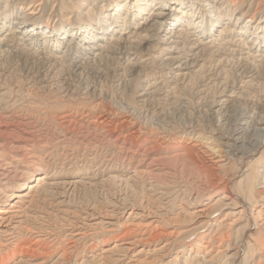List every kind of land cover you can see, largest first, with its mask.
Returning a JSON list of instances; mask_svg holds the SVG:
<instances>
[{"label":"rangeland","instance_id":"1","mask_svg":"<svg viewBox=\"0 0 264 264\" xmlns=\"http://www.w3.org/2000/svg\"><path fill=\"white\" fill-rule=\"evenodd\" d=\"M34 1L45 25L64 27L85 21L83 11H96L107 3ZM247 6V16L257 20L264 16V0H247ZM13 65L5 81L13 90L20 89L18 101L12 105V97L0 103L4 107L0 110L2 264L21 258L8 259L2 250L11 231L26 246L51 247L50 255H27L23 264H97L100 257L95 255L124 235L147 237L133 253L145 248L140 258L154 264H193L195 259L203 264L201 257H193L209 250L213 260L206 264H264L258 262L264 258V161L253 166L260 170L256 190L262 193L254 197L251 193L249 198L243 179L249 162L259 154L222 166L226 153L220 152L227 147L209 117L215 88L208 89L209 98L200 104L193 101L194 89L186 87L177 90L174 100L158 106L152 100L138 101L139 90L155 76L153 72L136 74L125 86L112 71L101 73L98 62L84 61L83 69H77L66 61L49 80L37 83L22 61ZM255 88L248 90L253 100L242 101L254 117L264 113V85ZM182 93L190 99L186 112L180 110ZM165 117L169 123L161 122ZM193 118L199 120L198 127L189 122ZM208 145H215V152ZM37 175L47 176L50 190L30 189ZM19 194L20 200L14 197ZM80 230L89 235L73 241ZM92 242L93 251L87 248ZM63 248L70 257L65 263L58 259ZM228 249L232 258L225 254ZM113 253L103 255L116 256Z\"/></svg>","mask_w":264,"mask_h":264},{"label":"bare ground","instance_id":"2","mask_svg":"<svg viewBox=\"0 0 264 264\" xmlns=\"http://www.w3.org/2000/svg\"><path fill=\"white\" fill-rule=\"evenodd\" d=\"M105 1L107 3L98 8L99 10L88 8L83 11L85 21L70 23L64 27L49 22L45 25L43 19L37 16L34 0H0V103L12 97V105H16L18 101L15 97L20 89L13 90L5 81L14 70L13 64L16 61H22L24 70L30 73L31 79L34 78L37 83L49 80L52 72L66 61L71 62L77 69L82 68L81 63L84 64V61L85 64L98 62L101 65V73L108 74L112 71L117 80L125 86L132 82V77L136 74L147 71L159 73L158 76H150L138 92L139 102L152 100L158 106L175 98L173 95L177 90L186 87L194 89L193 101L200 104L208 97V89L213 87L217 94H214L208 104L209 117L227 147V150L220 152L221 155L226 153L222 155L224 158L221 161L226 162L222 166H231V160L240 161L241 158L259 154L249 162L251 167L249 172L245 173L243 181L246 183L249 198L251 193V197L260 196L262 192L256 190L260 170H253V166L259 167L264 161V113L254 117L251 109L244 106L242 101L251 100L252 93L248 90L256 85H264V16L259 20L255 15L247 16V0ZM187 95L182 93L180 96V110L183 112L188 109L186 105L190 101ZM262 101L264 102V97ZM6 105L7 102L5 107ZM3 109L4 107L0 106V110ZM161 122L166 124L170 119H162ZM189 122L195 127L199 125V120L197 122L194 118ZM211 142L213 143V140ZM210 148L215 152V145ZM255 172L256 176L253 178ZM36 177L37 181L30 184V189L41 186L46 191L50 190L45 181L46 175ZM14 197L20 200L22 195ZM221 204L227 206L228 203L222 200ZM112 229L108 232L113 233ZM15 233L8 232L7 244L2 249L7 253L8 259L21 256L19 261L13 264H23L21 261H25L24 257L27 255L45 257L52 253L51 247L40 248L38 245L35 248L24 245ZM87 235V231H77L73 241L85 239ZM124 236L112 248H103L101 255H95L96 258L100 257L97 264H154L147 258H140L145 248H140L136 254L133 253L134 246L147 242V237L127 239ZM91 245L87 248L93 251L95 245ZM250 246L252 247V244ZM63 249L58 259L64 260L65 263L70 257L69 251ZM104 253H113L116 256H106ZM225 254L231 258L234 255L229 249ZM199 255L195 253L193 258L201 257L199 259L203 264L213 260L210 250L205 251L203 256ZM92 256L94 257L93 254ZM127 259L129 261H126ZM258 262L264 263V258ZM38 263L43 264L42 261ZM195 263L200 261L195 259L193 264Z\"/></svg>","mask_w":264,"mask_h":264}]
</instances>
